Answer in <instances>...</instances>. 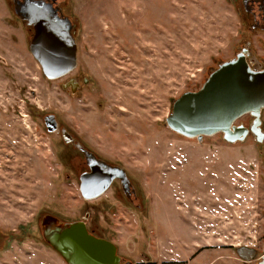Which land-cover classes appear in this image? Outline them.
Returning <instances> with one entry per match:
<instances>
[{"label":"rangeland","instance_id":"374dc122","mask_svg":"<svg viewBox=\"0 0 264 264\" xmlns=\"http://www.w3.org/2000/svg\"><path fill=\"white\" fill-rule=\"evenodd\" d=\"M59 2L78 20V64L48 80L29 52L30 33L0 0V264H67L44 242L41 218L64 223L85 213L87 227L135 264H253L234 249L264 255V137L229 143L218 133L200 143L164 121L176 97L199 89L243 46L249 34L233 0ZM249 37L262 51L264 34ZM77 72L88 86L63 89ZM46 114L120 163L140 207L114 188L83 199L77 153L58 129L46 132ZM260 120L264 132V107Z\"/></svg>","mask_w":264,"mask_h":264},{"label":"water","instance_id":"95a60500","mask_svg":"<svg viewBox=\"0 0 264 264\" xmlns=\"http://www.w3.org/2000/svg\"><path fill=\"white\" fill-rule=\"evenodd\" d=\"M17 3L14 14L32 27L29 52L39 64L42 75L48 80H57L71 73L77 65V46L70 32V20L57 15V10L51 4L38 0ZM67 85L69 83L62 84V88ZM201 85L195 91L183 92L172 101L165 117L168 129L184 138H195L200 143L204 136L218 133L229 143L243 141L248 133L257 143L263 142L260 115L264 107V69H252L246 61L244 50L219 63ZM71 89L74 92L75 89ZM246 114L253 118L247 127L234 124ZM42 118L46 132L56 130L53 114H46ZM60 132L64 142L73 143L68 132L63 128ZM74 146L84 151L78 143ZM80 179L79 189L84 198L100 195L107 186L106 183V186L95 189L89 195L85 189L89 183L85 184L83 176ZM41 219L44 242L67 264H121L116 245L89 234L83 221L59 224L50 215H44ZM240 249L252 252L242 255ZM236 252L243 261L249 262L254 257L255 249L241 246ZM257 264H264V255Z\"/></svg>","mask_w":264,"mask_h":264},{"label":"flooded vegetation","instance_id":"af4514ba","mask_svg":"<svg viewBox=\"0 0 264 264\" xmlns=\"http://www.w3.org/2000/svg\"><path fill=\"white\" fill-rule=\"evenodd\" d=\"M22 1L23 0H10V5L12 6L13 14H14V7L18 4L17 2H22ZM38 1L42 3L44 2L47 4H51L53 8L57 10V15H61L63 17L68 18L67 16H65L64 11H63V6L60 4L59 0H38ZM233 2L235 4V11L240 16L239 20H240V27L242 28V31L245 33H248L249 35L258 34V33L264 34V0H233ZM14 16L20 19L16 14H14ZM68 19L71 22L70 32L72 36L74 37V40L76 43V39L79 34L78 20L75 18H73L72 20L70 18ZM20 21L24 23L25 28L27 29L28 33H30V39H31L32 34H33L32 27L28 26L25 20L20 19ZM249 35L247 36L245 35L246 38L244 39V44L236 53L244 50L246 61L252 69H255V70L264 69V44H262V48H261L262 51L260 50L258 51L257 46L254 44L253 41H251ZM78 52H79V47L77 46L76 60H77ZM236 53H234V55ZM234 55L232 57H234ZM88 82L89 81L86 79L85 76L81 74V72H77V74L73 78L67 79L65 83H69V86L67 85L64 89L70 90V92L72 93H75V92L80 93V91H82L86 86H88ZM71 88L75 89L74 92ZM56 123H57L56 130L58 129V132H60L61 128H63L66 132H68L66 128L62 126L58 127L57 119H56ZM235 125H239V124H235ZM248 125L249 123L246 125V127ZM68 133L74 140L73 143L64 142V140L62 139L61 132H60V138L63 144H65L66 146H70V148L73 149L77 153L76 158H74L73 160L74 161L73 164L76 170V174L78 175V189H79V185L81 181L80 179L81 176H83L84 181H86L85 184L89 183L88 187L85 188L87 189V194L89 195H92L95 192V189L96 190L101 189L102 187L106 186V183H107L106 189L100 195L92 197V198H84L80 193L81 197L85 200H92L94 198L100 197L101 195L105 194L106 191H108L109 189L114 188V192H112L113 195H116L117 197L122 196L124 197L125 200H127V202L132 204V206L139 208L140 201L138 198V190L136 189V187L132 185L131 180L128 176V173H126L122 165L120 163L118 164L116 162L109 161L108 159L101 158L97 154V152L94 151L91 147L85 145L77 137L71 134V132H68ZM249 134L250 133H248V135ZM76 143H78L80 146L83 147L84 149L83 152L74 146V144ZM79 192H80V189H79ZM88 215L89 213H85L83 218L79 220V221L84 222L86 231L92 236H95L100 239H104L106 241L108 240L111 242V240L108 237L107 238L102 237L98 235L97 233H95L94 231H91V229L87 227L86 221L90 219ZM50 216H52L53 218H56L57 223L63 224L62 221L56 216L54 215H50ZM41 223H42V220H41ZM54 225L55 224H51V226H54ZM237 248L238 247H236V249ZM236 249H234L235 255H237ZM240 252L242 253V255H245V254H250L252 251L247 252V250L240 249ZM116 254H117V251H116ZM259 259L256 258V255L254 253V257L249 262H253V264H257ZM121 264H135V263H132L130 260L121 259Z\"/></svg>","mask_w":264,"mask_h":264}]
</instances>
